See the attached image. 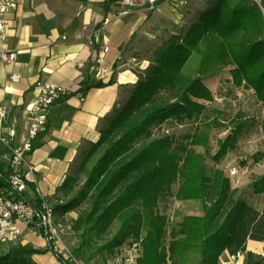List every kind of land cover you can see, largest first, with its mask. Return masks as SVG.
Wrapping results in <instances>:
<instances>
[{
  "label": "trees",
  "instance_id": "obj_1",
  "mask_svg": "<svg viewBox=\"0 0 264 264\" xmlns=\"http://www.w3.org/2000/svg\"><path fill=\"white\" fill-rule=\"evenodd\" d=\"M149 61L126 99L101 121L99 140L80 152L58 189L57 216L79 212L72 223L78 239L73 253L81 259L90 252L111 255L146 231L137 264H187L190 254L199 256L198 264H220L225 252L243 255V264H264V254L247 250L249 241L264 242V210L238 194L223 170L209 173L195 150L208 146L212 124L181 137H155L167 122L195 123L205 103L214 101L203 79L227 67H233L234 83L254 89L264 104V0H210L198 19L158 46ZM252 126L239 118L232 146ZM250 188L264 195V176ZM166 197L198 200L203 209V216L184 217L170 241L167 218L158 211ZM116 223L120 228L109 238ZM45 252L11 247L0 253V264H38L34 256Z\"/></svg>",
  "mask_w": 264,
  "mask_h": 264
},
{
  "label": "crops",
  "instance_id": "obj_2",
  "mask_svg": "<svg viewBox=\"0 0 264 264\" xmlns=\"http://www.w3.org/2000/svg\"><path fill=\"white\" fill-rule=\"evenodd\" d=\"M118 1L20 0L17 9L6 16L5 49L17 52L18 58L14 63L0 60V136H8L17 119L15 144L21 145L27 138L26 107L33 100L37 83L62 86L71 93L51 109L48 130L34 142L29 157L34 172L27 175L26 192L32 202L40 204L59 197L58 189L80 152L99 140L101 121L121 105L139 81L127 61L137 58L148 64L143 55L146 43L157 38L161 30L172 35L187 15L210 0H188L184 5L179 0H165L155 11L136 9L104 25L107 17L119 12ZM106 48L109 51L105 53ZM99 57L109 70L102 79L94 75ZM97 83L103 86L94 87ZM4 150L0 142V152ZM0 168L5 170L6 166L0 163ZM68 217L77 219L75 213ZM22 229L20 246L46 251L35 255V262L61 264L37 230ZM251 242L256 241H249L247 250L261 254L249 249ZM10 248L0 246L4 253ZM238 258L237 263L228 264H243L244 256Z\"/></svg>",
  "mask_w": 264,
  "mask_h": 264
},
{
  "label": "rangeland",
  "instance_id": "obj_3",
  "mask_svg": "<svg viewBox=\"0 0 264 264\" xmlns=\"http://www.w3.org/2000/svg\"><path fill=\"white\" fill-rule=\"evenodd\" d=\"M210 1L203 6L196 9L195 13L185 17V22L182 26L174 30L177 33L189 27L195 20L198 19L199 13L204 11ZM168 28L167 30H173ZM174 33L172 35H174ZM170 33L159 31L157 38H152L146 43V52L144 55L148 60V67L150 66V57L153 51L160 46L164 41L171 36ZM195 64L192 63L188 68L193 69ZM233 67H227L220 73L206 76L203 81L210 89L214 96L213 102H206L207 109L204 114L195 123L178 124L176 122H167L160 129L155 130V137L171 136L181 137L188 132H194L197 127H204L205 124L211 123L209 128V144L207 147H196V152L203 157L206 170L212 173L214 170L221 169L229 177L231 186L238 191L246 201H248L255 209L262 212L264 210V195H255L250 188V185L258 178L264 176V104L259 100L254 89L246 88L245 85L237 86L232 78ZM244 117L248 119L253 126L248 132L239 140V142L232 146L233 128L239 118ZM178 182L173 186V191L176 192ZM55 204L56 201H50ZM85 206H83V209ZM158 211L165 216L168 221V235L166 241H170L173 229L183 221L186 216H203L202 203L198 200L192 201H178L174 197H166L162 199L158 206ZM78 218V211H73ZM58 218L62 221H69L73 223V219L68 216ZM120 225L116 223L111 229L109 238L115 236L119 230ZM146 231L142 233L140 245L143 252V240ZM65 244L72 250L76 247L78 239L74 235L69 234L65 238ZM139 241L134 239L127 240L121 247H119L113 254H97L94 257L92 252L87 253L82 260L87 264H114L116 254L121 250L125 253L129 250L130 245L134 242L139 244ZM102 243H99V247ZM4 247V245H0ZM94 252V251H93ZM0 253H4L0 249ZM225 252L220 258V264L230 261L231 255ZM264 254V250L261 251ZM142 255V254H141ZM242 256V255H241ZM108 257V258H107ZM79 258V257H78ZM81 258V257H80ZM199 256L190 254L188 256L187 264H198Z\"/></svg>",
  "mask_w": 264,
  "mask_h": 264
},
{
  "label": "built area",
  "instance_id": "obj_4",
  "mask_svg": "<svg viewBox=\"0 0 264 264\" xmlns=\"http://www.w3.org/2000/svg\"><path fill=\"white\" fill-rule=\"evenodd\" d=\"M19 1L0 0V60L3 63H14L18 58L17 52L5 49V41L8 26L6 16L17 9ZM163 1L165 0H119V12L114 17H107L104 25H108L113 19L126 17L136 9L155 11ZM186 1L188 0H179V4L184 5ZM108 51V48L104 50L105 53ZM127 65L137 73L148 68L146 61L137 58L128 60ZM108 71L104 58L99 57L94 66L95 78L102 79ZM33 92V100L26 107L27 138L21 145L15 144L19 124L17 119H14L8 136H0V142L5 146V150L0 152V163L6 166L5 170L0 168V245L19 246L24 234L22 227L33 228L45 239L49 251L61 264H87L65 244V238L72 234V223L58 218L55 211L57 203L43 200L38 204L26 197L29 188L27 175L34 172V165L29 160L34 151V142L48 130L51 109L71 95L65 87L42 82L34 86ZM37 193H40L39 189ZM138 243L130 245L125 253L123 250L118 252L114 264H137L143 254L140 242ZM239 256L240 254L231 256L230 261H236Z\"/></svg>",
  "mask_w": 264,
  "mask_h": 264
},
{
  "label": "bare ground",
  "instance_id": "obj_5",
  "mask_svg": "<svg viewBox=\"0 0 264 264\" xmlns=\"http://www.w3.org/2000/svg\"><path fill=\"white\" fill-rule=\"evenodd\" d=\"M249 249L253 250L255 252H261L264 248V243L263 242H251L249 244ZM238 264H241V261L238 262Z\"/></svg>",
  "mask_w": 264,
  "mask_h": 264
}]
</instances>
